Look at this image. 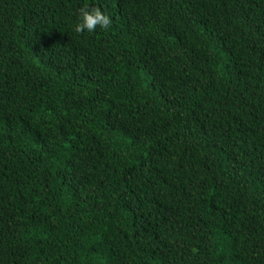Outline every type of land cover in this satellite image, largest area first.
Masks as SVG:
<instances>
[{"label": "trees", "instance_id": "1", "mask_svg": "<svg viewBox=\"0 0 264 264\" xmlns=\"http://www.w3.org/2000/svg\"><path fill=\"white\" fill-rule=\"evenodd\" d=\"M0 264H264V0H0Z\"/></svg>", "mask_w": 264, "mask_h": 264}, {"label": "clouds", "instance_id": "2", "mask_svg": "<svg viewBox=\"0 0 264 264\" xmlns=\"http://www.w3.org/2000/svg\"><path fill=\"white\" fill-rule=\"evenodd\" d=\"M111 26V20L108 14L99 7L83 5L78 10L77 20L73 26L75 33L87 31L89 33L99 29H108Z\"/></svg>", "mask_w": 264, "mask_h": 264}]
</instances>
